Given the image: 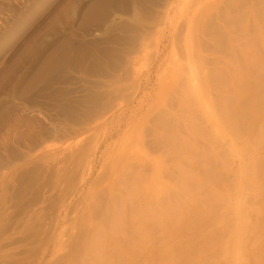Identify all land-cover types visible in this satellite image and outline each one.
<instances>
[{"label":"rangeland","instance_id":"1","mask_svg":"<svg viewBox=\"0 0 264 264\" xmlns=\"http://www.w3.org/2000/svg\"><path fill=\"white\" fill-rule=\"evenodd\" d=\"M247 8L262 13L264 0H0V264L89 263L116 205L134 217L158 174L163 203L176 204L182 170L206 184L211 173L200 198L227 200L175 227L149 222L141 247L130 232L101 236L105 257L230 264L231 230L245 222L237 262L264 264V179L249 174L264 160V115L234 133L223 114L228 30L247 31ZM257 74L248 100H264ZM192 140V157H177L175 141Z\"/></svg>","mask_w":264,"mask_h":264},{"label":"bare ground","instance_id":"2","mask_svg":"<svg viewBox=\"0 0 264 264\" xmlns=\"http://www.w3.org/2000/svg\"><path fill=\"white\" fill-rule=\"evenodd\" d=\"M244 11L242 19L248 23L247 31L233 28L228 30L230 36H232L236 56L232 65H230L229 78L226 81L223 80L226 83L225 92L230 91V94L224 97L223 114L232 125L234 133H239L244 122L258 115L254 114L256 110H258L257 113L262 114L261 116L264 115V100L258 101L255 97L247 99V89L251 87L254 90L259 86L255 82V75L259 72H264V9L262 13H257L251 8H247ZM224 18L229 17L224 15ZM258 41L261 42L263 47L261 56H258L255 50ZM256 143L257 145L264 144V129L257 132ZM174 145L177 157H192L194 151L193 140L175 141ZM244 170L245 168L242 169V171ZM256 172L262 175L264 179V160H260L259 158L253 160L249 174H255ZM214 180L211 173H209L206 184L203 179L199 178L192 171L182 170L179 183L180 199L176 204H164V196L168 193V188L164 186L160 187L159 174L155 175L151 182L142 188V198L145 207L136 213L134 217L130 216L126 218L124 204L118 203L108 231L106 234L103 232H100V234L102 238L107 236L109 239H112V237H119L130 232L136 238L134 244L137 247H141L150 238L149 231L146 229V225L149 222H153L157 227H163L164 224L175 227L184 224L183 218L186 212L203 216L212 213L214 208L223 204L227 198L223 194L217 193L214 189L208 197H204V199L200 198L199 191L201 187L205 184L206 186L209 185L208 183L211 184ZM241 186V183H239L240 188ZM262 186L264 188V183ZM139 187H137V190ZM135 191L134 186L128 189V201L132 198ZM154 206H158L157 211H154L156 210L153 208ZM230 210L235 216L243 219L242 209L239 204L231 206ZM129 219L134 222L132 227L128 223ZM246 232L247 225L245 222H242L241 225L231 230V241L225 248V253L229 256L230 264H239L237 262V255L242 252V242ZM101 236L98 239L91 240L87 244L86 251L91 256V260L87 264H112L104 255L105 242L102 241ZM221 248L224 249L223 245ZM163 264L170 263L166 261Z\"/></svg>","mask_w":264,"mask_h":264}]
</instances>
